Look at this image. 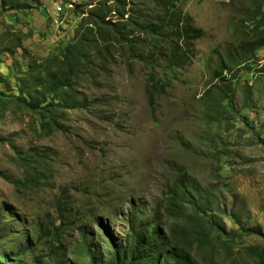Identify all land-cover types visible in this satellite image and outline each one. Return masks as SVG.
Wrapping results in <instances>:
<instances>
[{
    "label": "rangeland",
    "instance_id": "rangeland-1",
    "mask_svg": "<svg viewBox=\"0 0 264 264\" xmlns=\"http://www.w3.org/2000/svg\"><path fill=\"white\" fill-rule=\"evenodd\" d=\"M22 1L31 8L10 10L0 0V90L7 94L17 93L31 60L63 52L90 9L115 6ZM127 2L129 10L162 14L150 0ZM178 7L203 30L188 59L173 66L172 42L159 40L151 52L148 39L137 40L134 54L119 45L104 58L93 53L95 78L81 73L77 89L96 100L66 110L65 132L43 135L30 112L0 108V264H89L90 245L108 258L114 243L129 238L134 205L150 214L161 207L168 220L165 193L183 172L225 228L214 240L235 253L218 250L216 263L257 264L249 249H264V47L245 51L240 67L229 68L227 55L253 39L255 20L248 21L264 15V0H183ZM109 18L118 20L114 12ZM222 61L224 80L215 81ZM152 73L160 80L155 107L147 92ZM30 148L47 156L45 185L25 184L19 154ZM62 194L67 220L58 230ZM196 256L209 264V255Z\"/></svg>",
    "mask_w": 264,
    "mask_h": 264
},
{
    "label": "trees",
    "instance_id": "trees-1",
    "mask_svg": "<svg viewBox=\"0 0 264 264\" xmlns=\"http://www.w3.org/2000/svg\"><path fill=\"white\" fill-rule=\"evenodd\" d=\"M112 8L107 3H100L83 16L79 29L73 35L60 55L50 58L31 60L22 77H18L17 93L7 94L0 90V108L13 106L30 112L38 123L43 135L53 132H65L66 110L89 108L95 100L89 101L77 89L80 74L89 72L93 78L92 54L112 55L110 49L119 45L126 53L134 54L137 40L142 39L146 47L154 52L159 40L172 42V54L169 62L173 66L182 65L188 59L192 44L200 38L203 30L194 27L178 10L183 0H150L162 9L161 15H149L142 9H127L128 0H113ZM187 1V0H184ZM7 9L27 10L30 2L22 0H2ZM117 15V21L109 18ZM127 16V17H126ZM254 20L253 39L238 46V55L229 53L227 60L232 67H240L247 58L244 52L254 54L264 47V15L257 14ZM186 19V20H185ZM144 45V44H142ZM155 45V46H154ZM241 51H240V50ZM241 52V53H240ZM231 57V58H230ZM227 61H222L214 80L222 78L227 71ZM101 68H104L102 63ZM95 80V79H94ZM160 80L152 73L149 77L147 92L152 107H155V93ZM210 86L205 95L213 92ZM47 156L36 148L19 154V160L25 170V184L42 186L49 182L43 173V164ZM165 213L157 208L154 213L146 212L134 205L129 218V238L122 244H113V251L108 258L101 251L88 246L89 264H201L196 256L209 255V264H217L214 254L223 250L229 258L235 255L225 241L214 240L213 235L225 234V228L210 216L211 206L203 195L202 189L192 184L187 172H183L165 193ZM58 218L61 220L58 230L66 225L67 203L62 194L57 201ZM241 236V234H238ZM249 254L257 264H264V249L252 247ZM5 258L0 253V259Z\"/></svg>",
    "mask_w": 264,
    "mask_h": 264
}]
</instances>
